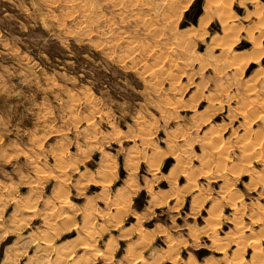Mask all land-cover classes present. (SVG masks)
<instances>
[{
  "label": "rangeland",
  "instance_id": "obj_1",
  "mask_svg": "<svg viewBox=\"0 0 264 264\" xmlns=\"http://www.w3.org/2000/svg\"><path fill=\"white\" fill-rule=\"evenodd\" d=\"M237 261L264 264V0H0V264Z\"/></svg>",
  "mask_w": 264,
  "mask_h": 264
},
{
  "label": "crops",
  "instance_id": "obj_2",
  "mask_svg": "<svg viewBox=\"0 0 264 264\" xmlns=\"http://www.w3.org/2000/svg\"><path fill=\"white\" fill-rule=\"evenodd\" d=\"M139 160H142V159H139ZM129 183V182H128ZM130 184V183H129ZM144 187V186H143ZM124 189V188H123ZM122 194H123V197H122V194H119V195H117L116 196V198L117 199H114L113 200V202H114V204H118V205H121V204H124L125 202L123 201V200H125L126 199V197H125V193H123V192H121ZM168 200H167V199ZM165 199L167 200V201H171V200H173V198H174V196H172V197H166ZM152 200H154V202H160V201H162L163 199H162V197H161V195L158 197L157 196V198L156 199H153V198H151V204H152ZM149 201V202H150ZM149 202H148V205H149ZM114 204H112V206H111V215H113V214H115V213H118V209L120 208L119 206L118 207H115L114 206ZM162 203H157V204H154L156 207H159L160 205H161ZM108 205H106V207H107ZM148 207V206H147ZM235 244H236V242H234Z\"/></svg>",
  "mask_w": 264,
  "mask_h": 264
},
{
  "label": "bare ground",
  "instance_id": "obj_3",
  "mask_svg": "<svg viewBox=\"0 0 264 264\" xmlns=\"http://www.w3.org/2000/svg\"><path fill=\"white\" fill-rule=\"evenodd\" d=\"M225 149V148H224ZM226 150V149H225ZM219 167V166H218ZM91 232H92V230H90ZM90 234H93V232L92 233H90ZM89 234V235H90ZM239 236V235H238ZM245 239V238H244ZM219 247V246H218ZM88 248V247H87ZM113 248V247H112ZM6 259V258H5ZM10 259V258H9ZM242 260V259H241ZM241 260H239V261H241ZM6 261V260H5ZM235 261V260H234ZM239 261H237V262H235V263H238L239 264ZM241 264H242V262H240ZM244 264V263H243Z\"/></svg>",
  "mask_w": 264,
  "mask_h": 264
}]
</instances>
